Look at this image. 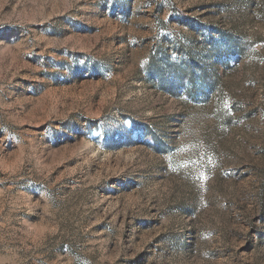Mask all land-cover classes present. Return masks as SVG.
<instances>
[{"label":"rangeland","instance_id":"374dc122","mask_svg":"<svg viewBox=\"0 0 264 264\" xmlns=\"http://www.w3.org/2000/svg\"><path fill=\"white\" fill-rule=\"evenodd\" d=\"M0 264H264V0H0Z\"/></svg>","mask_w":264,"mask_h":264}]
</instances>
